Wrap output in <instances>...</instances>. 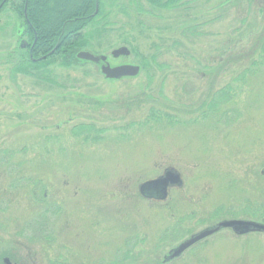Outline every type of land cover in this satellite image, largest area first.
<instances>
[{
  "label": "rangeland",
  "instance_id": "1",
  "mask_svg": "<svg viewBox=\"0 0 264 264\" xmlns=\"http://www.w3.org/2000/svg\"><path fill=\"white\" fill-rule=\"evenodd\" d=\"M114 2L106 9L117 25L95 52L111 67L136 65L133 47L147 53L166 38L154 79L106 81L87 63L51 66L59 89L13 80L5 58L28 40L21 1L0 14V264H161L219 221L264 223V65L227 61L255 43L264 0H180L171 12ZM178 17L200 25L195 44L179 35ZM138 21L172 30L147 39ZM120 47L130 55L111 58ZM166 170L183 186L165 202L142 199L139 185ZM170 264H264V234L223 230Z\"/></svg>",
  "mask_w": 264,
  "mask_h": 264
},
{
  "label": "trees",
  "instance_id": "2",
  "mask_svg": "<svg viewBox=\"0 0 264 264\" xmlns=\"http://www.w3.org/2000/svg\"><path fill=\"white\" fill-rule=\"evenodd\" d=\"M2 1L0 0V14L10 2H13V0H7L2 4ZM20 1L21 4L15 6V12L23 20V35L28 38L29 45L32 47L33 59H36V61H32L29 50L21 48L19 44L13 52L7 55L4 61L9 67V76L13 80L22 75L32 77L50 87L61 88L58 77L50 69L51 66L68 70L72 67L86 65V62H80L75 58L76 53L82 49H88L93 53L100 54L95 52L94 48H101L99 41L106 38L113 31L112 26L117 25L116 21H110L111 11L106 9L114 5L116 0H109L110 4L105 3L103 0ZM141 1L159 12H171L180 5V0ZM96 6L97 12L94 14ZM121 12L126 17L128 16L124 8ZM136 13H141L138 6L136 7ZM158 18H161V16H158ZM176 20L175 24H177L179 35L182 34L181 38L183 36L190 45L195 44L198 37L202 35L198 29L200 25L194 19L184 20L178 17ZM137 24L142 31L138 34L147 39L151 38L152 31L161 34L163 31L172 30L168 24H163L162 27L159 25L143 26L140 21ZM158 39V42L151 41L150 51L147 53H141L138 48L134 47L131 50L132 55L137 59L138 64L136 65L139 66L140 73L144 72L149 80L155 78V69L164 68V65L160 63V58L165 53L161 51L167 49L168 46L165 41L166 38L158 37ZM123 43L127 44V41L123 40ZM174 43L183 46L180 40ZM185 49L190 61L198 63V60L191 55L190 48ZM11 56L14 58L13 61ZM223 61L224 59L220 58L218 64H222ZM227 61L244 66L249 65L251 68L264 65V25L249 51L240 53L237 57L228 58ZM224 91L222 89L218 92L225 93ZM209 107L211 110L213 105L211 104ZM159 113L158 110L157 114ZM87 129L86 134L90 128L87 127Z\"/></svg>",
  "mask_w": 264,
  "mask_h": 264
},
{
  "label": "water",
  "instance_id": "3",
  "mask_svg": "<svg viewBox=\"0 0 264 264\" xmlns=\"http://www.w3.org/2000/svg\"><path fill=\"white\" fill-rule=\"evenodd\" d=\"M4 0L3 2H5ZM97 10L95 11V13ZM32 59V52L29 53ZM130 51L126 47H120L111 51L110 56L114 59L119 57H128ZM75 58L80 62H86L96 65L100 69L101 75L106 80L119 81L122 79H134L139 76L140 68L137 65L122 64L111 67L107 61V56L96 54L88 49L78 51ZM34 61V60H33ZM264 177V168L260 172ZM183 186V181L178 172L174 170H166L163 175L143 182L138 187L139 195L147 200L163 202L167 199L170 188H180ZM222 230H230L235 236H245L248 234L258 233L264 234V223H259L251 220L230 219L222 220L214 225L208 226L199 232L190 235L187 239L179 243L177 246L168 250L163 256L162 264H168L171 261L179 258L182 254L196 243L209 238ZM3 264H14L9 258L2 260Z\"/></svg>",
  "mask_w": 264,
  "mask_h": 264
},
{
  "label": "flooded vegetation",
  "instance_id": "4",
  "mask_svg": "<svg viewBox=\"0 0 264 264\" xmlns=\"http://www.w3.org/2000/svg\"><path fill=\"white\" fill-rule=\"evenodd\" d=\"M95 11H96V9H95ZM21 46H22L24 49H30V50H32V47H30V45H29V41H28V40L22 41ZM152 202H153V201H152Z\"/></svg>",
  "mask_w": 264,
  "mask_h": 264
}]
</instances>
